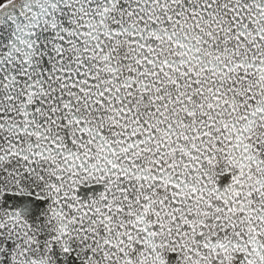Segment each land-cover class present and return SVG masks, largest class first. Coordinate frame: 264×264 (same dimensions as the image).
<instances>
[{
	"label": "snow or ice",
	"instance_id": "6c2138e0",
	"mask_svg": "<svg viewBox=\"0 0 264 264\" xmlns=\"http://www.w3.org/2000/svg\"><path fill=\"white\" fill-rule=\"evenodd\" d=\"M0 264H264V0H0Z\"/></svg>",
	"mask_w": 264,
	"mask_h": 264
}]
</instances>
